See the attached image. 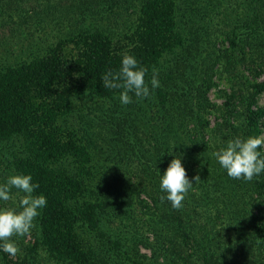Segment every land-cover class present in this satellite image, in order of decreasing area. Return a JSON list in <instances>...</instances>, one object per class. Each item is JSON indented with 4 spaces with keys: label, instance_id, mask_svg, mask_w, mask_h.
Here are the masks:
<instances>
[{
    "label": "trees",
    "instance_id": "1",
    "mask_svg": "<svg viewBox=\"0 0 264 264\" xmlns=\"http://www.w3.org/2000/svg\"><path fill=\"white\" fill-rule=\"evenodd\" d=\"M211 1L139 0L134 27L128 28V31L114 34L85 28L58 39L42 53L33 54L13 65L0 67V142L12 155L14 170L30 173L33 181L40 185L36 191L43 193L47 198V207L43 209L37 221L42 245L57 258L73 264H112L110 256L113 259L114 257L110 254L111 250L120 254L118 251L122 246L118 242H112L110 237L100 230V224L103 220L110 223L120 217L123 211L121 205L129 203V199L126 193L123 194L124 192L113 187L102 173L94 170L92 162L96 132L101 129L107 133L105 135L110 141L108 147L111 152L115 148L112 144L118 142L127 148V153L147 165L148 170L156 171L153 169L155 162L140 148L141 138L137 134L136 122L142 117L147 118L146 122L160 120L153 122V127L158 130L152 131L151 140L156 151L161 152L163 129L169 127L171 131V122L165 123L163 118L165 113H168L164 108L177 102L171 113L175 111V115L178 114L181 118L179 99L188 100L185 97L188 92L183 88L184 84H181L180 77L174 76L173 73L183 71L184 77L189 76V73L192 82H183L191 85L197 94H205L209 90L207 80L198 77L204 75L205 71L201 69L206 42L203 25L211 9ZM228 1L232 0L225 2ZM107 2L111 4L114 0ZM123 2L125 3V0ZM250 2L255 3V0ZM225 17L228 16L225 14ZM258 20L255 18L253 22L240 24L233 19L231 23L225 24L229 27L227 36L231 44L238 47L236 38L240 40L242 36H233L231 33L237 34V29L246 25L248 27L244 37L251 34L258 40L259 45L264 47V39L260 38L264 36L259 35H264V26L260 27L261 22ZM124 51L135 54L140 63L149 69L146 80L150 79L151 70L157 69L160 87L155 89L150 98L138 100L133 96V103L122 106L118 98L120 90L103 88L100 77L110 68L118 69L120 54ZM262 89L264 83L260 84L257 90ZM75 96L99 100L94 108H89L85 113H78L79 122L76 123L71 120L72 99ZM230 98L234 100L235 97ZM104 99L109 102L102 103ZM232 99L228 100L225 108L224 128L226 126L229 130L234 128ZM251 99L252 96L249 95L243 106L245 136L261 135L260 122L263 111L252 107ZM183 105L189 110L186 102ZM196 130L201 134L203 126L198 125ZM205 145L207 143L202 139L195 143L196 147H202V152ZM141 174L144 175L142 172ZM263 177L264 173L258 177L260 183L257 184L260 186L264 185L261 184ZM153 185L157 188V185ZM157 193L159 195L154 197L148 194L154 203L152 223L160 225L163 223V215L167 213L169 220H176L177 229L181 231L183 240L186 239L188 232L198 226L194 213L186 215L185 218L178 214L179 210L174 214L176 209L169 201L160 199L163 194L161 191ZM218 197L220 202L225 204L217 207L222 213L226 211V223L214 224L207 216L203 225L208 237L206 241L212 239L213 230L219 225L226 227L238 246L229 244L225 253L218 254L225 257H219L218 251H211L208 244L192 234L191 237H195L193 251H199L191 256L203 261V264H238V259L245 264H264V229L256 219L255 213L252 212L248 220L245 216L247 212L232 208L220 194ZM158 202L163 204H156ZM167 209L170 212H167ZM194 211L200 213L195 208ZM251 233L256 238H252L257 246L255 254L248 253L245 249L253 243L247 247L244 244V238ZM136 237L134 235V241ZM239 246L241 252L232 262L228 253L230 250L237 251ZM103 247H107V250H103ZM127 252H122L126 259L137 263L136 258ZM0 255L4 264H12L7 254L0 252ZM182 255L181 258L186 259V256ZM113 263L123 264L116 259Z\"/></svg>",
    "mask_w": 264,
    "mask_h": 264
},
{
    "label": "rangeland",
    "instance_id": "2",
    "mask_svg": "<svg viewBox=\"0 0 264 264\" xmlns=\"http://www.w3.org/2000/svg\"><path fill=\"white\" fill-rule=\"evenodd\" d=\"M101 1L0 0V67L7 64L13 65L30 58L33 54L42 53L58 39L73 35L85 28L119 34L123 30L128 31V28L134 27L139 0H125V3L124 0H114L111 4L107 2L108 0ZM225 1L210 2L211 9L203 25L206 42L201 69L205 71L204 75L198 78L207 80L209 90L205 94H197L195 89L190 87L191 85H186L187 81L192 82V76L189 73L187 77L182 75L183 71L173 73L174 76L180 77V83L184 84L183 88L188 92L185 97L189 101H186V98L179 99L181 118L178 114L175 115V111L171 113V110L176 108L177 102L173 105L168 104V108H164L168 113H165L163 118L165 123L171 122V131L169 127L163 129L161 152L156 151L151 140L152 131L158 130L153 127V122H160V120L153 119L152 122H146L147 118L142 117L135 121L137 134L141 138L140 148L151 158V161L155 162L153 169L156 171L148 170L147 165H143L134 155L127 153V148L118 142L112 144L115 148L111 152L108 147L110 141L105 135L107 133L101 129L96 132L92 162L95 166L94 170L102 173L113 187L124 192L123 194L126 193L129 199V203L121 205L123 211L120 217L110 223L103 220L100 224V230L107 234L112 242H118L122 246L118 251L121 255L111 248L110 254L114 257L113 259L110 256L112 264L115 259L123 264H134L122 254L123 250H127L129 255L136 258L135 264H139V261H141L140 264H203V261L191 256L199 251V249L193 251L195 237H191L192 234L199 237L201 242L208 244L211 251H218L217 256L225 257V255H218L219 252L225 253L229 244L238 246L225 229L226 227L219 225L215 227L214 235L208 242L206 229L203 228L207 216L214 224L226 223V211L222 213L217 207V205H225L220 202L219 194L232 208L247 212L245 216L248 220L254 212L264 229V185L257 184V182L260 183L259 178L254 177L251 181L230 178L211 155L218 145L228 138L245 136L243 106L249 95L252 96V107L263 111L260 128L261 135H264V89L257 90L260 84L264 83V47L259 45L253 35L244 37L248 27L246 25H241L237 29V34L231 33L233 36H242L240 40L236 38L238 47L231 44L227 36L229 27L225 25L231 23L233 19L244 24L258 18L261 22L260 27L264 26V0H255V3H251V0H232L227 3ZM225 14L228 17H225ZM259 35L264 36L263 33ZM231 96L235 97L234 100L230 98ZM229 99L234 101V128L231 130L226 126L224 128L225 108ZM72 100L71 120L75 123L79 122L78 113L87 112L89 108L97 106L96 102H99L94 98H83V96H75ZM103 102L109 101L104 99ZM185 102L189 110L183 105ZM198 125L203 126V134H198L196 130ZM201 139L207 143L203 152L202 147L195 146V143ZM174 155L182 157V163L190 179L196 176L200 178L196 183L193 180L195 184L182 201V207L174 208L176 210L173 213L176 214L179 210L178 214L183 218L194 213L198 222V226L188 232L189 235L184 240L181 231L177 229L178 223L174 219L169 220L167 213L162 217L163 223L160 225L152 223L154 203L151 197H148L159 195L157 193L161 191L159 170L162 173ZM11 160L12 155L0 142V182L15 171ZM263 182L262 180L261 184H264ZM153 184L157 185V188ZM12 192L18 200L17 190L12 189ZM184 201L185 204H183ZM3 206L13 205L11 201H8L4 202ZM194 208L200 213L194 211ZM160 211L165 213L164 210ZM167 212L170 210L167 209ZM37 220L36 227L27 234L11 237L19 248L15 256L5 253L12 264H73L68 260L57 258L46 250V247L42 245ZM160 227L163 228L160 229ZM134 235L137 236L135 241ZM252 238H255L254 234L247 235V238H244V244L247 247L253 243L251 247L245 249L248 253L255 254L256 238L253 239L254 241ZM107 247H103V250H107ZM239 249L241 246L235 252L229 251L228 255L231 256L232 262L240 254ZM181 255L186 256V259H182ZM0 264H4L1 255ZM238 264L245 263L238 259Z\"/></svg>",
    "mask_w": 264,
    "mask_h": 264
},
{
    "label": "clouds",
    "instance_id": "3",
    "mask_svg": "<svg viewBox=\"0 0 264 264\" xmlns=\"http://www.w3.org/2000/svg\"><path fill=\"white\" fill-rule=\"evenodd\" d=\"M119 67L108 69L100 79L103 88L120 90L119 102L122 106L138 100L150 98L160 87L159 72L153 68L150 79L146 80L149 69L143 66L135 54L124 51L120 54ZM131 93V95H130ZM71 99V97H70ZM227 176L233 179L251 181L264 173V135L248 134L228 138L211 153ZM199 176L189 178L180 155H174L161 173L159 187L162 201L167 200L173 208L182 207V201ZM40 187L30 173L14 171L0 182V252L15 256L18 245L11 237L23 236L36 227V220L47 207V198L36 190ZM16 189L17 200L12 192ZM11 201V207L3 206Z\"/></svg>",
    "mask_w": 264,
    "mask_h": 264
}]
</instances>
